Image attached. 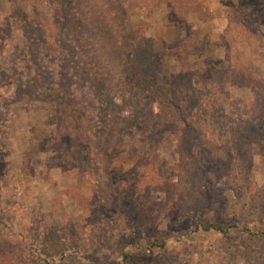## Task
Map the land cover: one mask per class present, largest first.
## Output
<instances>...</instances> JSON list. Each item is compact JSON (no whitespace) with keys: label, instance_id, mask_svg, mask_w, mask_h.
<instances>
[{"label":"rangeland","instance_id":"1","mask_svg":"<svg viewBox=\"0 0 264 264\" xmlns=\"http://www.w3.org/2000/svg\"><path fill=\"white\" fill-rule=\"evenodd\" d=\"M0 264H264V0H0Z\"/></svg>","mask_w":264,"mask_h":264},{"label":"trees","instance_id":"2","mask_svg":"<svg viewBox=\"0 0 264 264\" xmlns=\"http://www.w3.org/2000/svg\"><path fill=\"white\" fill-rule=\"evenodd\" d=\"M209 229H215L216 231L223 232L222 228H215L214 226L209 227Z\"/></svg>","mask_w":264,"mask_h":264}]
</instances>
